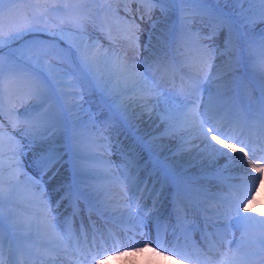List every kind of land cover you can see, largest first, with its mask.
<instances>
[{
    "label": "snow or ice",
    "instance_id": "snow-or-ice-1",
    "mask_svg": "<svg viewBox=\"0 0 264 264\" xmlns=\"http://www.w3.org/2000/svg\"><path fill=\"white\" fill-rule=\"evenodd\" d=\"M261 187L264 0H0V264H264Z\"/></svg>",
    "mask_w": 264,
    "mask_h": 264
},
{
    "label": "bare ground",
    "instance_id": "bare-ground-1",
    "mask_svg": "<svg viewBox=\"0 0 264 264\" xmlns=\"http://www.w3.org/2000/svg\"><path fill=\"white\" fill-rule=\"evenodd\" d=\"M262 204V203H260ZM149 260H157L161 261L162 264H172L171 261H168L166 258L156 257L154 254L150 252H145L140 255H127V256H120L115 255L110 257L109 264H133V262H138V264H147Z\"/></svg>",
    "mask_w": 264,
    "mask_h": 264
},
{
    "label": "rangeland",
    "instance_id": "rangeland-1",
    "mask_svg": "<svg viewBox=\"0 0 264 264\" xmlns=\"http://www.w3.org/2000/svg\"><path fill=\"white\" fill-rule=\"evenodd\" d=\"M117 264H119V263H117Z\"/></svg>",
    "mask_w": 264,
    "mask_h": 264
}]
</instances>
